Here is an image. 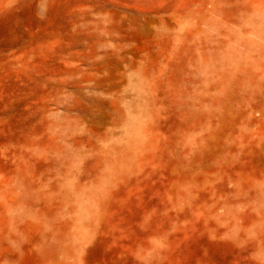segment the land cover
<instances>
[{"label": "rangeland", "instance_id": "obj_1", "mask_svg": "<svg viewBox=\"0 0 264 264\" xmlns=\"http://www.w3.org/2000/svg\"><path fill=\"white\" fill-rule=\"evenodd\" d=\"M0 264H264V0H0Z\"/></svg>", "mask_w": 264, "mask_h": 264}]
</instances>
